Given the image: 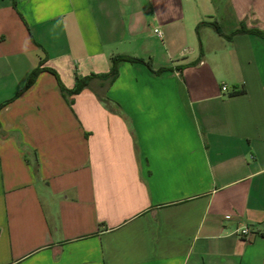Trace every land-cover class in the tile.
Listing matches in <instances>:
<instances>
[{"label": "crops", "instance_id": "1", "mask_svg": "<svg viewBox=\"0 0 264 264\" xmlns=\"http://www.w3.org/2000/svg\"><path fill=\"white\" fill-rule=\"evenodd\" d=\"M241 28L264 0H0V264H264V38ZM115 56L143 62L69 92Z\"/></svg>", "mask_w": 264, "mask_h": 264}, {"label": "trees", "instance_id": "2", "mask_svg": "<svg viewBox=\"0 0 264 264\" xmlns=\"http://www.w3.org/2000/svg\"><path fill=\"white\" fill-rule=\"evenodd\" d=\"M204 26H211L213 29H215V31L219 35L224 36L223 31L221 29V26L219 25V23L217 21L199 23V25L196 28V31H197L198 35H200V30ZM240 33L254 34V35H257V36H260V37L264 38V31H261V30H258V29L249 30V29H245V28H241L240 30H237L231 36H228L227 38L231 39L232 36L240 34ZM122 61H128V62H131V63H141V62H143V60H141L139 58H134V57H130V56H115L112 59L113 64H112V68H111L110 72H108L106 74H101V75L92 74V75H90L88 77L79 78L77 80L75 88L73 90L69 91V92L72 93V94H76V93L80 92L83 88H85L94 79H100L103 82L105 88L107 89L117 79L118 74H119L118 64L120 62H122ZM195 64H196V62L193 63L192 65H195ZM41 70H42V68L39 66L36 70H34L31 73V75L29 77V80H28V83H27V85L25 86L24 89H27L28 87H30L35 82V80H36V78H37V76H38V74H39V72ZM51 72H53L58 77L57 73L54 70H52ZM58 79H59V77H58ZM59 82H60L61 90L63 92H68V90L65 88V86L61 83L60 79H59ZM106 89H105V91H103L102 94L98 95L99 99L101 101H103V102H106V101L109 100L105 96ZM245 93L246 92L244 90L236 91V92H233L231 94V96H243V95H245Z\"/></svg>", "mask_w": 264, "mask_h": 264}, {"label": "built area", "instance_id": "3", "mask_svg": "<svg viewBox=\"0 0 264 264\" xmlns=\"http://www.w3.org/2000/svg\"><path fill=\"white\" fill-rule=\"evenodd\" d=\"M154 33L159 36V37H163V33L160 29H155L154 30ZM222 91L223 92H227L228 91V88L227 86H223L222 87ZM239 234L242 236V237H248L250 234H251V230L249 229V227H244L240 230H238Z\"/></svg>", "mask_w": 264, "mask_h": 264}]
</instances>
